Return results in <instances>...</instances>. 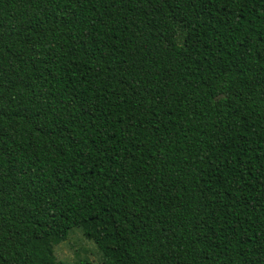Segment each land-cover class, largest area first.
<instances>
[{
	"label": "trees",
	"instance_id": "16d2710c",
	"mask_svg": "<svg viewBox=\"0 0 264 264\" xmlns=\"http://www.w3.org/2000/svg\"><path fill=\"white\" fill-rule=\"evenodd\" d=\"M72 229L264 264V0H0V264H69Z\"/></svg>",
	"mask_w": 264,
	"mask_h": 264
},
{
	"label": "rangeland",
	"instance_id": "374dc122",
	"mask_svg": "<svg viewBox=\"0 0 264 264\" xmlns=\"http://www.w3.org/2000/svg\"><path fill=\"white\" fill-rule=\"evenodd\" d=\"M95 249L91 241L84 239L77 229H72L64 242L55 245L53 253L57 260L69 264H98L97 249Z\"/></svg>",
	"mask_w": 264,
	"mask_h": 264
}]
</instances>
